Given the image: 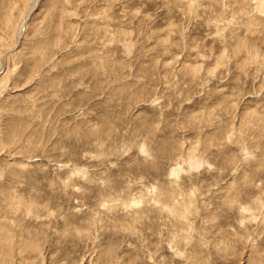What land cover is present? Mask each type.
Instances as JSON below:
<instances>
[{
  "label": "rangeland",
  "instance_id": "1",
  "mask_svg": "<svg viewBox=\"0 0 264 264\" xmlns=\"http://www.w3.org/2000/svg\"><path fill=\"white\" fill-rule=\"evenodd\" d=\"M0 65L5 263L264 264V0H0Z\"/></svg>",
  "mask_w": 264,
  "mask_h": 264
},
{
  "label": "bare ground",
  "instance_id": "2",
  "mask_svg": "<svg viewBox=\"0 0 264 264\" xmlns=\"http://www.w3.org/2000/svg\"><path fill=\"white\" fill-rule=\"evenodd\" d=\"M8 24L10 25L9 21ZM4 56V55H3ZM3 58V57H2ZM1 66V65H0ZM2 69V68H1ZM1 73V70H0ZM2 227V226H1ZM4 228V227H3ZM1 231H3L2 229H0ZM6 230V229H5ZM0 231V264H7V262L5 263V260L3 257L8 256L10 259H13L14 256H12L14 253H19V255H25V253H28L29 251H31L32 256L35 255L34 253V249L30 246L29 243H25L23 241L22 243V247L18 248L12 239L7 235L9 233V231H7V234L5 233H1ZM11 233V232H10ZM14 235V234H13ZM12 236V235H11ZM21 243V242H20ZM36 250V249H35ZM30 256V255H28ZM23 258V257H22ZM35 258V257H34ZM13 261V260H12Z\"/></svg>",
  "mask_w": 264,
  "mask_h": 264
}]
</instances>
